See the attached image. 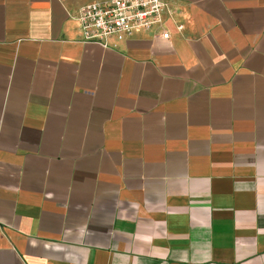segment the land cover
Here are the masks:
<instances>
[{"label":"crops","instance_id":"obj_1","mask_svg":"<svg viewBox=\"0 0 264 264\" xmlns=\"http://www.w3.org/2000/svg\"><path fill=\"white\" fill-rule=\"evenodd\" d=\"M107 1L0 0V264H264V0Z\"/></svg>","mask_w":264,"mask_h":264},{"label":"built area","instance_id":"obj_2","mask_svg":"<svg viewBox=\"0 0 264 264\" xmlns=\"http://www.w3.org/2000/svg\"><path fill=\"white\" fill-rule=\"evenodd\" d=\"M171 13L166 0H110L83 6L76 20L85 42L107 46L111 38L123 41L137 32L163 30ZM162 37L169 40L170 34L164 32Z\"/></svg>","mask_w":264,"mask_h":264}]
</instances>
